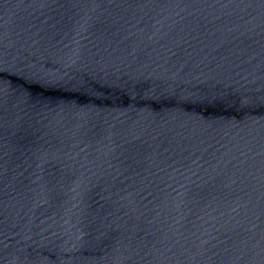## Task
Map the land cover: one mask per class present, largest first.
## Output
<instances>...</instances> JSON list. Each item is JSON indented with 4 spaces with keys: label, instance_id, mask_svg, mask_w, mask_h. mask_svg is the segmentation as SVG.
Here are the masks:
<instances>
[{
    "label": "water",
    "instance_id": "1",
    "mask_svg": "<svg viewBox=\"0 0 264 264\" xmlns=\"http://www.w3.org/2000/svg\"><path fill=\"white\" fill-rule=\"evenodd\" d=\"M0 264H264V0H0Z\"/></svg>",
    "mask_w": 264,
    "mask_h": 264
}]
</instances>
